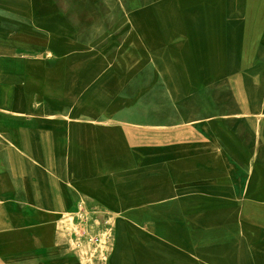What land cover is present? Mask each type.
Instances as JSON below:
<instances>
[{
    "label": "crops",
    "instance_id": "crops-1",
    "mask_svg": "<svg viewBox=\"0 0 264 264\" xmlns=\"http://www.w3.org/2000/svg\"><path fill=\"white\" fill-rule=\"evenodd\" d=\"M89 1L84 36L57 0H0V194L117 215L97 263L264 264V0Z\"/></svg>",
    "mask_w": 264,
    "mask_h": 264
},
{
    "label": "rangeland",
    "instance_id": "rangeland-1",
    "mask_svg": "<svg viewBox=\"0 0 264 264\" xmlns=\"http://www.w3.org/2000/svg\"><path fill=\"white\" fill-rule=\"evenodd\" d=\"M57 1L63 11L76 21L84 36L91 35L101 25L98 18L103 7L97 1ZM47 55L53 56L50 51ZM46 59L48 71L44 76L53 78V62ZM2 187L18 188L5 170L0 172V189ZM6 195L7 192L5 196L0 194V264H37L33 261L36 256H53V253H74L81 259V264H102L97 262L103 260L107 253H112L117 240V215L110 214L108 219L107 215L93 214L87 209L76 214L59 212L54 196L53 213L46 214L42 209H35L36 213H33V208L16 207L13 198L11 200ZM13 210L17 213L9 214ZM3 220L10 222L4 223ZM31 223L36 226L27 227ZM7 228L10 230H4ZM23 256L26 263L14 261Z\"/></svg>",
    "mask_w": 264,
    "mask_h": 264
}]
</instances>
